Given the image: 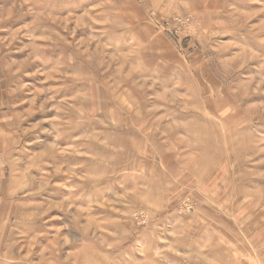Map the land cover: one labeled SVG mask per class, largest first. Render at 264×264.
<instances>
[{
	"label": "rangeland",
	"instance_id": "374dc122",
	"mask_svg": "<svg viewBox=\"0 0 264 264\" xmlns=\"http://www.w3.org/2000/svg\"><path fill=\"white\" fill-rule=\"evenodd\" d=\"M0 264H264V0H0Z\"/></svg>",
	"mask_w": 264,
	"mask_h": 264
}]
</instances>
